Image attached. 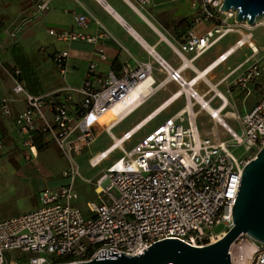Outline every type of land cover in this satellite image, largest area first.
<instances>
[{"label":"built area","instance_id":"2783aa9c","mask_svg":"<svg viewBox=\"0 0 264 264\" xmlns=\"http://www.w3.org/2000/svg\"><path fill=\"white\" fill-rule=\"evenodd\" d=\"M125 1L138 11L152 4V0ZM190 2L192 25L177 37L176 44L169 45L176 65L148 50L149 60L123 62L117 69L103 71L96 59H107L104 44L111 34L98 21L94 35L74 29H48V34L60 42L84 39L98 43L96 59L87 63L77 86L35 94L13 78L12 90L24 96L22 111L14 112L9 99L0 96V116L12 120L13 140L25 159L37 158L43 148L54 145L66 161L61 171L66 181L40 189L36 208L1 218L0 264L86 262L105 249L134 256L163 238L202 247L221 239L233 226L232 209L242 171L264 145V62L253 61L230 81L228 78L240 66L216 83L209 76L198 78L197 70L209 66L214 70L233 54L230 45L207 65L197 67L195 60L224 36L239 33L233 45L239 44L244 35L253 44L254 40L252 33L237 28L247 24L236 22L234 10H221L222 0ZM75 21L80 29L88 24L84 14L76 15ZM248 40L240 48L247 45L257 52ZM68 60L65 49L52 56L63 79L69 72ZM154 71L162 77L156 78ZM146 79H150V91L135 95ZM221 82H225V92L219 89ZM169 84L175 88L166 98L174 97L173 102L183 98V106L126 151L123 144L140 131L138 122L120 135L115 136L114 129ZM256 89L261 96L251 107L244 108L242 114L232 111L241 128V133L235 132L223 122V107H232L228 97L232 100L233 95H240L239 101L244 102ZM163 111L152 118L145 115L141 122H151ZM203 113L210 121L220 123L229 139L216 125L199 130L197 117ZM101 133L111 139L102 150L110 146L112 152L105 156L99 151L90 154V167L109 159L116 150L123 154L95 180L93 198L83 202L75 186L80 176L76 157ZM4 144L0 133V151ZM234 147H242L243 152L233 153ZM85 180L91 182L90 178ZM228 253L230 264H264V244L246 234L237 237Z\"/></svg>","mask_w":264,"mask_h":264},{"label":"rangeland","instance_id":"374dc122","mask_svg":"<svg viewBox=\"0 0 264 264\" xmlns=\"http://www.w3.org/2000/svg\"><path fill=\"white\" fill-rule=\"evenodd\" d=\"M41 2L42 0H35L29 5L30 7L27 6L29 8L28 10H25L26 7H24L22 13L9 14V16L5 18H0V68L7 77L22 81L26 85L28 91L35 94L52 90L60 81L58 72L52 61L53 51H51V48L54 46L55 42H52V39L47 35V30L50 26L44 14L48 9L46 7L44 9L40 7L41 5H39V3ZM126 11L134 21L137 30L143 33L149 42L153 43L157 41L159 36L157 33L153 32L142 18H139L129 7L126 8ZM191 18L193 20V17ZM153 21L160 24L157 18ZM259 22L251 26L239 25L237 27L242 30V33H252V39L258 51L254 53L247 45L238 49L231 55L225 64L217 66L207 74L213 83H216L230 72L231 69L238 66L240 67L232 73L228 81L246 69L253 61L258 60L259 62H264V18L260 19ZM115 31L132 50L139 53L142 57L144 56V50L138 48L136 44L126 37L119 27H115ZM168 32L177 38V34L181 32V29L174 30V28L171 27V30ZM239 35L240 34L237 32L227 34L217 41L214 47L201 55L202 58L200 59L206 62L219 52L226 50L239 38ZM158 46L166 50L167 55L171 56L170 59L168 58V61L176 65V61L170 54V48L164 42ZM200 61L198 62L201 63ZM154 72L156 78L162 77L158 75L156 71ZM224 86L225 82L219 84V89L223 92H225ZM174 88V84H169L165 89H160L157 94L150 97L139 109L122 121V123L114 129V135H120L121 132L128 130L135 123L139 122L146 113L151 111L159 102L166 98ZM255 91L253 96L248 97L244 102L239 101L240 95H233L232 100L228 97L232 103V107H228L225 112L237 110L238 113L242 114L244 108L247 109L251 107L253 103L260 98L261 92L258 89ZM183 104V98L173 102L169 108L165 109L157 118L135 134L131 141L123 144V148L126 151L131 150L147 131L163 122L167 116L173 115ZM197 119L199 130H209L211 126L216 125L219 133H221L225 139H229V135L225 133L220 123L210 121L204 113L199 114ZM225 120L235 132L241 133L240 122L237 118H225ZM0 130L5 137L4 147L0 151L1 220V218L13 216L36 208L39 205L37 195L40 189L48 183L50 185H55L59 183V181H66V178L61 176V171L66 166V161L60 153L57 152L54 145L43 148V150L39 152L37 158L27 160L17 148L15 140L12 139V130L8 122H4L0 119ZM110 142L111 139L105 133H101L97 140L84 149L82 154L76 157L80 176L76 178L75 186L83 202L86 199L93 198L95 180L106 170L111 162L123 154L121 151L116 150L109 159L102 161V163L95 168L90 167L87 161L88 156L97 151H101L104 147L108 146ZM242 152V147L233 148V153L235 154H240ZM88 178L91 179V182H86L85 179ZM112 193L114 195L117 194L114 188L112 189ZM215 230H220V227H216ZM12 257L14 259L18 258L14 253Z\"/></svg>","mask_w":264,"mask_h":264},{"label":"crops","instance_id":"0c3cea01","mask_svg":"<svg viewBox=\"0 0 264 264\" xmlns=\"http://www.w3.org/2000/svg\"><path fill=\"white\" fill-rule=\"evenodd\" d=\"M34 1L35 0H0V18H5L6 16H9V14L22 13L24 7H26L25 10H28L29 8L27 6L31 5ZM151 3V5H147L145 8L138 11L125 0H42V2L39 3V5H41L40 7L43 9L46 7L48 9V11L44 14L46 15L45 19L50 26L48 29H74L94 35L98 29V26L101 25L107 30L109 34H111V38L108 39L104 44L107 59L105 61H101L96 59L94 54L98 43L88 42L84 39L60 42L55 38V36H50L47 30V35H49L50 39H52V42H55L54 46L51 48V51H53L52 53L54 54V52L59 49H65L69 52V72L64 79L58 74L60 78L59 83L55 88L49 91H55L56 89L64 86L79 85L82 80L81 78L84 75L87 63L91 59H96L99 64V68L103 71L117 69L122 65L123 62L129 61L132 64H136L138 62H143V60L150 59L148 54L149 49L146 48L149 45H144V42H151L146 39L143 33H140L137 30L134 25V21L130 18L126 11L127 7L133 10L139 16V18H142L140 15L144 14L152 21L156 20V18L159 20L160 24L155 23L154 21L153 22L169 39L168 43H164L170 48V54L176 61V64H178L177 58L175 57L172 48L169 46L176 44L177 38L168 31L171 30V27H173L172 23L174 20L185 17L192 20L191 2L190 0H152ZM83 14L86 15L88 24L83 27V29H80L76 26L75 16ZM142 19L144 20V18ZM97 21L99 22V25L96 24ZM148 26L153 30L154 33H157L149 24ZM115 27H119L126 37L136 44L138 48L144 50L145 53L143 57L139 53L132 50V48H130V46L125 43L122 37L116 34ZM133 29L139 33L142 39L135 37L134 33L131 32L134 31ZM181 33L183 32L177 34V37H179ZM157 35L159 36L157 39L158 41L161 38L159 33H157ZM145 39L146 41H144ZM157 41L151 44H155ZM161 43L162 42L159 44ZM159 44H157L156 47L162 54V58L167 62H170L168 61V58L170 59L171 56H168L166 50L160 48L158 46ZM215 56L208 59L206 62H203L200 59L202 57H199L195 60V63L198 68H202L207 63L212 61ZM13 85V78L7 77V75H5L3 70L0 68V96H4L9 99L11 108L14 112L22 111V109H24V96L22 94H16L12 90ZM0 119L4 122H8V125H10L12 130L11 137L14 139V125H12V120L2 116H0ZM0 133L3 135L1 130ZM46 185H49V183Z\"/></svg>","mask_w":264,"mask_h":264},{"label":"water","instance_id":"95a60500","mask_svg":"<svg viewBox=\"0 0 264 264\" xmlns=\"http://www.w3.org/2000/svg\"><path fill=\"white\" fill-rule=\"evenodd\" d=\"M222 1L221 10H234L239 24L251 26L264 18V0ZM241 176L232 209L233 226L218 241L197 247L177 238H163L134 256L105 249L90 261L70 264H230L228 248L240 234L264 244V145L249 159Z\"/></svg>","mask_w":264,"mask_h":264},{"label":"bare ground","instance_id":"6f19581e","mask_svg":"<svg viewBox=\"0 0 264 264\" xmlns=\"http://www.w3.org/2000/svg\"><path fill=\"white\" fill-rule=\"evenodd\" d=\"M140 17H142V18H144V20L155 30V32H157V33H159V35H160V40H158L155 44H151V43H145L144 42V45H146L147 46V44L150 46H147L146 48H148L150 51H152V53H153V55H155V56H157V54H159L161 57H163L162 56V54L160 53V51L157 49V44H159L160 42H166V43H168L169 42V39L166 37V35L164 34V33H162L159 29H158V27H157V25H155V23L152 21V20H150L149 18H147L144 14H141L140 15ZM261 22V21H260ZM259 22V23H260ZM258 24V23H257ZM134 31H131L132 33H134V35H135V37L136 38H138V39H142V37L139 35V33H137L136 31H135V29H133ZM248 39H247V36L246 35H244V37L242 38V39H240V43L239 44H236V45H233L232 44V50L231 51H233L232 53H234V52H236L238 49H240V46L239 45H241L242 43H244L245 41H247ZM144 41H146V39L144 40ZM248 41H250V40H248ZM251 42V41H250ZM251 44L253 45V47H254V49H255V51H257V46L255 45V44H253L252 42H251ZM213 67L214 66H209V67H207L206 69H204V70H197V75H198V78H202V77H204L205 79H206V77L207 78H209L208 77V73L213 69ZM149 83H150V79H146V80H144L142 83H141V85L134 91L135 92V95L136 94H138V93H140V94H144V93H148L147 91H150V88H149ZM173 99H174V97L173 98H171V99H167V98H164L161 102H159V104L155 107V108H153L151 111H149L148 113H146V115H150V118H152V117H155L156 115H158V113L161 111V110H165V109H167V108H169L170 106H171V104L173 103ZM224 109H223V111H225L226 110V107H223ZM160 110V111H159ZM211 111L213 112V113H215L216 115H217V113H216V111L215 110H213V109H211ZM155 115V116H154ZM145 117V116H144ZM143 117V118H144ZM143 118H141L140 120H139V122L137 123V124H139L138 125V128H140L139 130H142L148 123H150L148 120H145V122H141V120H143ZM224 118H231V119H233L232 118V112H230V111H226V113H225V115H224ZM226 125H228L229 126V124L227 123V121L226 120H224L223 121ZM110 147V146H109ZM109 147L108 148H106V149H104V150H102V151H99V152H101V154H100V156L101 155H103V156H105V155H109L110 154V152H112L111 151V149H109ZM103 158H105V157H103Z\"/></svg>","mask_w":264,"mask_h":264},{"label":"trees","instance_id":"16d2710c","mask_svg":"<svg viewBox=\"0 0 264 264\" xmlns=\"http://www.w3.org/2000/svg\"><path fill=\"white\" fill-rule=\"evenodd\" d=\"M192 20L190 18H180L173 21V28L174 30L181 29V32L186 31L191 26ZM167 27V26H166Z\"/></svg>","mask_w":264,"mask_h":264}]
</instances>
